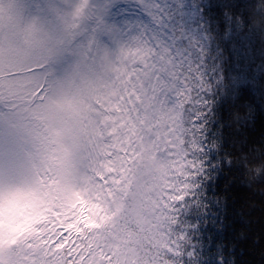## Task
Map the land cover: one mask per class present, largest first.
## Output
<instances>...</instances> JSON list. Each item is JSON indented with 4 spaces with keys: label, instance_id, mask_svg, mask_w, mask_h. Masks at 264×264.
<instances>
[{
    "label": "snow or ice",
    "instance_id": "obj_1",
    "mask_svg": "<svg viewBox=\"0 0 264 264\" xmlns=\"http://www.w3.org/2000/svg\"><path fill=\"white\" fill-rule=\"evenodd\" d=\"M116 3L106 0V7ZM139 3L137 16L113 25L119 50L89 106L80 186L35 239L7 258L0 253V264H187L193 258L180 221L205 178L207 41L178 30L174 0ZM34 99H46L42 88Z\"/></svg>",
    "mask_w": 264,
    "mask_h": 264
},
{
    "label": "trees",
    "instance_id": "obj_2",
    "mask_svg": "<svg viewBox=\"0 0 264 264\" xmlns=\"http://www.w3.org/2000/svg\"><path fill=\"white\" fill-rule=\"evenodd\" d=\"M91 3L102 9L106 0ZM174 4L178 30L206 38L211 82L216 73L222 79L208 92L205 178L180 221L193 257L187 264H264V167L259 181L250 186L248 179L264 166V0ZM66 199L48 187L18 211L0 214V244L15 243L0 253L7 258L23 248L29 229L45 225Z\"/></svg>",
    "mask_w": 264,
    "mask_h": 264
},
{
    "label": "clouds",
    "instance_id": "obj_3",
    "mask_svg": "<svg viewBox=\"0 0 264 264\" xmlns=\"http://www.w3.org/2000/svg\"><path fill=\"white\" fill-rule=\"evenodd\" d=\"M90 4L91 0H78L74 8L53 17L48 0H0V72L5 74L4 89L11 87L29 99L32 93L43 89L44 101L34 99L22 107L43 116L44 121L28 119L24 128L34 149V160L46 166H51L50 162L36 155L35 137L45 125L63 132L60 142L68 153L55 170L73 188L79 187L82 179L84 148L93 116L89 106H94L95 90L107 79L114 58L102 44V25L93 26L96 10ZM250 11L255 14L258 9ZM260 21L264 23V16ZM67 55L75 59L71 73L64 78L46 75L54 62ZM68 92L85 101L82 118L76 121H68L67 113L53 103ZM262 167L252 170L248 177L250 186L260 180Z\"/></svg>",
    "mask_w": 264,
    "mask_h": 264
},
{
    "label": "rangeland",
    "instance_id": "obj_4",
    "mask_svg": "<svg viewBox=\"0 0 264 264\" xmlns=\"http://www.w3.org/2000/svg\"><path fill=\"white\" fill-rule=\"evenodd\" d=\"M50 11L53 17L66 13L74 8L78 0H48ZM95 16L93 26L96 23L102 25L101 41L104 48L113 56L118 53L117 37L113 25L123 17H135L142 10L143 6L139 0H125L120 5L112 8H103L91 3ZM102 13V14H101ZM101 14V15H99ZM0 44V51H2ZM75 59L71 55L54 62L46 75H53L57 78H64L73 71ZM214 83L210 81L209 90L221 88L222 79L219 73L216 78L212 77ZM32 102L26 96L20 95L18 90L11 87L7 91L4 89L3 79L0 80V214L10 215L11 212L18 211L20 207L34 199V194L44 195V190L48 187L55 188L61 194L68 197L76 188H73L64 175L56 172V167L61 166L67 156L68 149L60 142L63 132L61 130L48 129L44 126L42 133L36 135V155L43 156V159L50 162L51 166L42 165L34 160V149L31 147V140L25 131L24 124L28 119H33L43 123L44 117L31 112L29 108L22 107L24 104ZM56 107L67 113L68 121H76L82 118V109L85 101L78 95L68 92L60 100L53 101ZM30 113L29 115H25ZM69 125L67 130H70ZM59 135H54L53 132ZM53 206H51L52 208ZM21 218V217H20ZM49 221L47 219L46 223ZM41 224L27 232L26 240L35 239L43 230ZM15 243L0 244V248L11 249Z\"/></svg>",
    "mask_w": 264,
    "mask_h": 264
}]
</instances>
